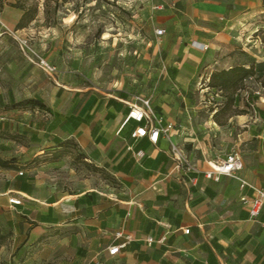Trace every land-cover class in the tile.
<instances>
[{"label": "crops", "instance_id": "crops-1", "mask_svg": "<svg viewBox=\"0 0 264 264\" xmlns=\"http://www.w3.org/2000/svg\"><path fill=\"white\" fill-rule=\"evenodd\" d=\"M158 3L167 5L159 12L161 38L180 66L182 87L207 71L264 70L255 28L261 0ZM42 55L59 71L50 75L14 53L8 61L13 82L0 97V157L14 159L0 166V264H264V206L252 217L241 200L253 197L250 187L232 176L205 175L210 159L221 155L191 148L198 140L186 131L190 124L180 109L157 110L152 102L174 127L155 143L148 135L134 137L138 123L127 119L134 95L87 85L78 69L64 68L65 60ZM20 65L27 69L18 76ZM31 98L46 108L16 104ZM229 121L237 131L223 158L238 150L244 163L238 176L264 188V105L260 118L235 113ZM13 141H21L15 155L1 150ZM173 143L197 171L174 167ZM71 144L107 176L88 170L79 182L67 180L58 168L73 177ZM120 230L132 240L110 255L108 247L124 240L115 236Z\"/></svg>", "mask_w": 264, "mask_h": 264}, {"label": "rangeland", "instance_id": "rangeland-1", "mask_svg": "<svg viewBox=\"0 0 264 264\" xmlns=\"http://www.w3.org/2000/svg\"><path fill=\"white\" fill-rule=\"evenodd\" d=\"M158 4V0H0V97L13 82L8 71L13 54L30 61L22 49L26 40L40 54L53 52L65 60V69H78L87 85L122 88L130 96L149 97L157 110L180 109L190 124L186 131L198 140L191 148L197 145L200 151L208 149L221 155L210 159L212 162L223 159L230 149L228 138L237 131L232 129L235 124L229 121L230 116L253 113L260 118L264 70L254 69L230 87L211 86L212 74L207 71L193 85L182 87L177 80L180 66L171 59L167 41L155 33L161 28L159 12L167 7L164 3L160 10ZM258 13L255 28L262 46L264 0ZM23 68L27 66L20 65L18 76ZM258 90L260 94L255 92ZM237 92L241 93L239 98ZM196 120L203 126L196 125ZM10 143L8 149L1 150L15 155L21 141ZM67 151L72 153L73 177L67 167L58 168L67 180L79 182L88 170L107 176L86 162L73 144ZM58 157L66 159L68 155Z\"/></svg>", "mask_w": 264, "mask_h": 264}, {"label": "built area", "instance_id": "built-area-1", "mask_svg": "<svg viewBox=\"0 0 264 264\" xmlns=\"http://www.w3.org/2000/svg\"><path fill=\"white\" fill-rule=\"evenodd\" d=\"M164 3L157 5V8H163ZM166 30L164 28L156 29L155 33L157 37L161 38L165 34ZM18 37V36H17ZM16 37V38H17ZM20 38V37H18ZM22 49L30 59L31 62L38 65L43 71L52 75L58 72V68L55 64L49 61L45 56L40 54L37 50L29 47L27 41H23ZM28 49L26 50V48ZM32 55V57H31ZM260 94V90L255 91ZM130 105V111L128 113L127 119H134L138 125L134 130V137H144L149 136L152 142H157L159 137L164 135H169L170 130L174 127L173 123H165L163 116L156 113L155 108L152 105V100L145 96H134L131 101H127ZM173 158L175 160V168L185 169L186 171H197V167L193 164L190 158L183 154L181 149H179L177 144L172 145ZM142 151L138 152L141 155ZM244 163L242 155L238 150H233L227 154L223 159L215 160L214 163L209 161V169L205 171V175L209 178L219 180L221 175H228L238 178L241 181V186H248L254 191L253 197H248L243 195L241 200L244 203H249L250 214L252 217L259 215L262 207L264 206V188L253 185L249 181L238 176V172L243 169ZM10 202L13 204H20L21 200L17 198H10ZM190 229L186 228L185 232H189ZM116 237H123L124 240L117 244H112L108 247L110 255H116L120 250L127 245L132 240V235L125 233L123 230L117 231L115 233ZM153 239L149 237L151 242Z\"/></svg>", "mask_w": 264, "mask_h": 264}, {"label": "trees", "instance_id": "trees-1", "mask_svg": "<svg viewBox=\"0 0 264 264\" xmlns=\"http://www.w3.org/2000/svg\"><path fill=\"white\" fill-rule=\"evenodd\" d=\"M254 72V66L246 67L243 65L234 66L233 68H230L228 70L222 69L219 71H214L211 75V86L216 87H230L232 85H236L241 79L244 77H247L251 75ZM219 78V81H216V79ZM17 105H23V106H40L43 108H46V105L40 98H31L26 99L23 101H20L16 103ZM14 159L6 160L0 157V166L7 167L11 165V162Z\"/></svg>", "mask_w": 264, "mask_h": 264}, {"label": "bare ground", "instance_id": "bare-ground-1", "mask_svg": "<svg viewBox=\"0 0 264 264\" xmlns=\"http://www.w3.org/2000/svg\"><path fill=\"white\" fill-rule=\"evenodd\" d=\"M212 163H214V162H212Z\"/></svg>", "mask_w": 264, "mask_h": 264}]
</instances>
